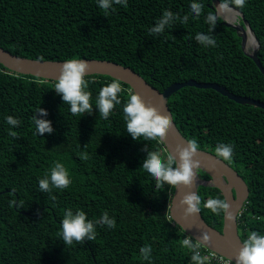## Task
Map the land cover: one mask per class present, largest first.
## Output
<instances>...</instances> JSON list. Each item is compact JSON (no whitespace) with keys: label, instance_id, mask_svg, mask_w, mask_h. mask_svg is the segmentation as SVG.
<instances>
[{"label":"trees","instance_id":"obj_1","mask_svg":"<svg viewBox=\"0 0 264 264\" xmlns=\"http://www.w3.org/2000/svg\"><path fill=\"white\" fill-rule=\"evenodd\" d=\"M219 1L243 12L260 42L258 57L264 66V0H243L242 5ZM189 2L124 0L105 16L95 0H0V46L36 59L115 61L160 91L195 79L264 103V75L243 51L236 29L217 17L210 32L215 46L199 45L193 35L208 33L204 17L216 12L212 0H199L201 14L180 24ZM165 10L177 20L161 34H150L149 27ZM90 77H95L88 86L91 103L113 78L85 79ZM54 82L15 73L0 63V264H191L189 251L180 243L188 235L169 212L174 186H156L139 167L148 151L162 159L169 156L164 144L160 139L133 141L125 132L121 106L106 120L95 109L71 114L52 90ZM120 83L123 104L131 88ZM168 103L179 130L197 148L215 154L218 143L233 146L232 160L226 162L249 187L238 219L241 237L251 230L264 234V109L194 86L182 87ZM39 107L47 111L43 118L53 128L40 137L33 135L31 121ZM5 115L20 120L14 136L8 134ZM82 154L87 159H81ZM54 161L65 165L71 183L66 189H52L51 195L39 192L37 179ZM198 195L206 222L222 230L224 211L214 214L203 207L208 198L225 201L221 190L201 185ZM67 207L80 208L88 219L107 211L115 226L98 225L94 240L65 246L58 230ZM144 245L151 247L150 262L140 259L138 250ZM202 264L214 263L203 259Z\"/></svg>","mask_w":264,"mask_h":264},{"label":"clouds","instance_id":"obj_2","mask_svg":"<svg viewBox=\"0 0 264 264\" xmlns=\"http://www.w3.org/2000/svg\"><path fill=\"white\" fill-rule=\"evenodd\" d=\"M95 2L107 16L109 11H114L115 6L122 4L124 0H95ZM236 3L242 5L243 0H236ZM201 12L202 4L199 0H191L187 5V15L179 17V23L184 24L189 16L195 18ZM176 20V15L165 10L154 26L149 27L148 32L152 35H159ZM204 20L209 25V32L197 31L192 38L205 48L215 46L216 41L210 32L217 23V15L208 13ZM87 67L88 63L83 59H66L61 65L59 77L51 86L52 90L60 94L63 103L68 105V111L71 114H90L95 109L99 117L106 120L115 106H121L125 132L131 136L133 141L150 142L163 137L171 126L168 118L160 116L155 109L146 107L140 95L132 90H129V95L122 104L119 95L122 91L119 80L113 79L102 85L90 103L91 93L88 86L95 77L85 79ZM36 113H39V117ZM47 114V111L40 107L33 113L31 117L32 124L35 126L33 135L40 137L44 133L53 132L52 122L43 118ZM4 122L10 126L8 134L14 136L13 127L18 126L20 120L12 115H5ZM196 151L197 145L194 141H189L186 147L177 149L178 159L171 155L162 159L159 153L148 151L139 167L158 187L164 184L170 186L182 184L190 187L194 178L193 169H196L198 165V161L192 159ZM214 152L218 158L231 162L233 146L230 143L221 142L214 147ZM81 159H87V156L82 154ZM70 183L69 171L61 161H54L47 172L37 179L38 191L49 195L52 189H66ZM181 204H186L185 213L192 215L199 211L201 198L197 192L190 191L183 196ZM203 207L215 214L225 211L228 205L223 199L213 197L206 199ZM98 225L111 229L115 226V218L104 211L98 219H88L86 212L80 208L73 210L67 207L59 221L58 236L65 246L84 240L92 241L97 235L96 226ZM207 238L206 234L201 237L202 240H207ZM180 243L182 248L189 251L191 264H202L204 258L201 255L199 243L187 236ZM242 245L235 258V264H264V234L257 230L248 231ZM138 251L140 259L151 261L149 245L141 246Z\"/></svg>","mask_w":264,"mask_h":264},{"label":"water","instance_id":"obj_3","mask_svg":"<svg viewBox=\"0 0 264 264\" xmlns=\"http://www.w3.org/2000/svg\"><path fill=\"white\" fill-rule=\"evenodd\" d=\"M212 1V7L215 9L217 17H220L225 25L236 29L242 39L241 46L243 51L255 61L264 75V66L258 57L260 42L249 22L245 19L243 12L229 4L221 3L219 0ZM218 3L230 7L234 11L235 16L228 19L220 16L217 8ZM247 34H250L251 38H253L252 52L247 49ZM76 59L87 61L88 67L85 77L89 75H107L115 80H119L127 84L132 91L137 92L146 107H151L160 116L167 117L171 126L164 133L163 137L160 138V141L164 144L169 155L177 159V149L186 147L189 140L176 125L168 101L170 96L182 87L212 88L237 103L251 104L264 109V103L262 101L234 94L218 83L199 82L195 79H190L185 82L172 83L163 91H160L129 66L106 59ZM64 61L20 56L0 46V63L7 69L18 74L32 75L48 81H55L60 75V68ZM192 159L198 161L197 168L193 169L194 178L192 184L190 187L182 184L174 186L169 205L170 216L197 243L235 262V258L243 246V239L238 227V219L245 202L248 200L249 187L236 169L210 151L197 148ZM202 173H206L210 178L205 179ZM201 185L217 187L224 195L228 208L224 211L222 230H218L209 225L200 209L192 215L185 213L187 205L181 204L183 196L190 191L197 192L198 194ZM204 234L207 235V240L201 239Z\"/></svg>","mask_w":264,"mask_h":264},{"label":"built area","instance_id":"obj_4","mask_svg":"<svg viewBox=\"0 0 264 264\" xmlns=\"http://www.w3.org/2000/svg\"><path fill=\"white\" fill-rule=\"evenodd\" d=\"M246 204H247V202H245L243 210L246 207ZM242 211L240 212L239 216L241 215ZM188 237L190 238V236H188ZM200 252H201L202 257L205 260H207L209 262H213L214 264H235V262H233L232 260L226 258L225 256H223V255H221V254H219L213 250H210L206 247H203L202 245H200Z\"/></svg>","mask_w":264,"mask_h":264},{"label":"bare ground","instance_id":"obj_5","mask_svg":"<svg viewBox=\"0 0 264 264\" xmlns=\"http://www.w3.org/2000/svg\"><path fill=\"white\" fill-rule=\"evenodd\" d=\"M217 8H218L219 14L223 15L227 19L232 17V16L233 17L235 16L234 11L230 7H227L226 5H222V4L218 3V7ZM247 43H248V47H252L253 46V38H251L250 34H247Z\"/></svg>","mask_w":264,"mask_h":264},{"label":"rangeland","instance_id":"obj_6","mask_svg":"<svg viewBox=\"0 0 264 264\" xmlns=\"http://www.w3.org/2000/svg\"><path fill=\"white\" fill-rule=\"evenodd\" d=\"M220 16H223V15H220ZM247 49L250 50V51H252L253 46H252V47H248V46H247Z\"/></svg>","mask_w":264,"mask_h":264},{"label":"flooded vegetation","instance_id":"obj_7","mask_svg":"<svg viewBox=\"0 0 264 264\" xmlns=\"http://www.w3.org/2000/svg\"><path fill=\"white\" fill-rule=\"evenodd\" d=\"M240 234H241V230H239Z\"/></svg>","mask_w":264,"mask_h":264}]
</instances>
